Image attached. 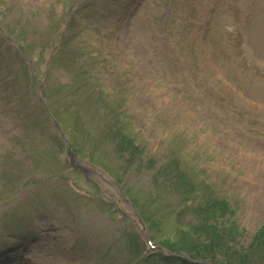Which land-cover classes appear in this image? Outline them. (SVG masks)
Here are the masks:
<instances>
[{
    "label": "rangeland",
    "instance_id": "374dc122",
    "mask_svg": "<svg viewBox=\"0 0 264 264\" xmlns=\"http://www.w3.org/2000/svg\"><path fill=\"white\" fill-rule=\"evenodd\" d=\"M74 1L0 0V29L21 45L35 44L53 17L68 19L73 5L79 36L69 45L100 72L91 83L104 93L82 89L84 67L65 73L52 63L49 74L47 48H29L49 109L62 119L70 103L82 106L80 117L67 114L69 126L94 125L90 134L80 128L76 146L97 169L70 170L40 116L37 85L0 35V257L14 255L8 264L25 255L28 264H128L138 254V231L111 176L153 244L169 237L176 243H165L169 249L181 247L193 259H208L209 248L198 244L210 237V210L219 211L194 202L224 198L230 238L217 250L230 264H246L241 249L264 224V0ZM102 100L125 108L117 126L111 115L98 119ZM102 109L110 114L112 106ZM33 115L32 125H44L30 133ZM126 119L132 132L122 129ZM130 135L134 156L122 151ZM170 159L179 168L173 178L188 183L167 175ZM191 182L198 189L188 202ZM210 239L213 250L217 239ZM258 255L251 264L262 263Z\"/></svg>",
    "mask_w": 264,
    "mask_h": 264
},
{
    "label": "trees",
    "instance_id": "16d2710c",
    "mask_svg": "<svg viewBox=\"0 0 264 264\" xmlns=\"http://www.w3.org/2000/svg\"><path fill=\"white\" fill-rule=\"evenodd\" d=\"M211 214L210 216H214V213H215V209H211ZM210 236L211 237H218L219 234L217 232H215V229L213 227H210ZM252 247H255L257 248V250H261V251H264V232L260 233V235L256 238L254 244Z\"/></svg>",
    "mask_w": 264,
    "mask_h": 264
}]
</instances>
